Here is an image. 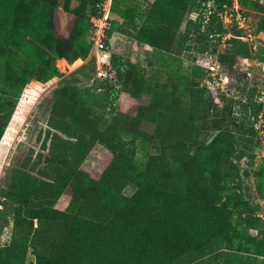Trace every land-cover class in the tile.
<instances>
[{"label": "rangeland", "instance_id": "rangeland-1", "mask_svg": "<svg viewBox=\"0 0 264 264\" xmlns=\"http://www.w3.org/2000/svg\"><path fill=\"white\" fill-rule=\"evenodd\" d=\"M46 1L53 7L48 41L37 47L34 66L23 61L31 50L18 43L30 38L18 30L23 19L17 25L13 12L0 6V98L22 107L0 139V189L18 197L0 196L1 264H35L31 245L25 253L20 241L8 249L21 201L27 207L44 199L77 211L71 188L56 190L70 169L93 179L160 183L182 201L201 196L203 209H224L234 235L230 264H264V126L254 100L264 91V0H237L235 7L224 0L221 33L217 21L212 33L206 30V8L218 7L213 0L205 7L203 0H115L107 35L115 65L106 79L95 77L91 47L84 53L89 0ZM51 64L59 75L48 80ZM107 82L116 85L114 110L88 96ZM99 132L109 144L95 138ZM79 135L91 143L83 160ZM132 138L134 155L120 159ZM137 185L128 180L121 192L131 195ZM246 204L260 218L252 227L239 218ZM55 230L64 234L61 223L47 221L43 232L49 237Z\"/></svg>", "mask_w": 264, "mask_h": 264}, {"label": "trees", "instance_id": "trees-1", "mask_svg": "<svg viewBox=\"0 0 264 264\" xmlns=\"http://www.w3.org/2000/svg\"><path fill=\"white\" fill-rule=\"evenodd\" d=\"M96 1L98 0H89L88 6L85 7L87 49L84 53L90 48L89 19L95 11ZM213 1L218 7L206 8L209 20L206 30L212 33L213 23L217 21V30L221 33L225 27L219 17V10L224 0ZM46 3V0H0L2 8L13 12L17 25L18 20L23 19V24L18 30L30 33V38H21L18 43L22 46L24 43L31 50L23 61L29 65L33 62V66L37 47H40V43L48 41L45 27L49 23L53 7ZM204 3L205 0L202 5ZM114 7L115 0L112 10ZM109 33L108 30L107 35ZM114 65L112 60V67ZM57 75L59 72L54 64H51L48 80ZM100 86L104 89L88 91L90 100L99 108L110 106L114 110L116 85L107 82ZM0 99V102H5L4 105L12 106L8 112H5V107L0 106L1 139L10 115L14 112L20 113L22 107L20 103L16 105L17 103L8 101L9 99ZM243 109H247V104L243 105ZM106 132L111 134L110 129ZM95 138H104L103 141L109 144L104 133L99 132ZM75 144L82 153L80 160H83L91 143L83 135H79ZM135 147L133 138L125 142L120 148V159L128 160L132 157ZM71 170L64 171V176L58 178L59 187L56 190L58 194L70 187L75 194L71 205L78 204L77 211L70 212L68 206L66 209L55 208L53 201L44 199L27 207L23 206L21 201L13 213L14 229L8 244L10 251H15L20 246L19 241L23 253L31 245L35 264H230L234 255L230 251L234 235H229L230 232L224 224L226 216L222 212L223 208L216 207V211L203 209L201 196L182 201L177 194H171L160 183L148 181L144 184L135 177L120 181L109 177L93 179L84 169H78L76 172ZM128 180L138 182L136 191L131 195L121 192ZM0 196L11 200L18 198L5 189H0ZM22 208H25L26 213ZM239 218L246 227H252L260 219L247 204L246 208L239 212ZM34 220L37 221L36 226ZM47 221L61 223L64 234L55 230L49 237L45 236L43 231ZM7 222L8 220L4 224ZM4 251L6 248L0 247V264ZM220 256H225L226 259L220 261Z\"/></svg>", "mask_w": 264, "mask_h": 264}, {"label": "built area", "instance_id": "built-area-1", "mask_svg": "<svg viewBox=\"0 0 264 264\" xmlns=\"http://www.w3.org/2000/svg\"><path fill=\"white\" fill-rule=\"evenodd\" d=\"M233 6L235 2L233 0ZM113 0H98L94 3V13L90 16L89 40L91 51L96 58L95 77L106 79L111 76L112 60L110 52L107 51V30L110 24V14ZM226 4H223L225 6ZM254 100L262 106V111L258 114L261 124L264 126V91L257 93ZM261 131V130H260ZM264 145V143H262Z\"/></svg>", "mask_w": 264, "mask_h": 264}]
</instances>
